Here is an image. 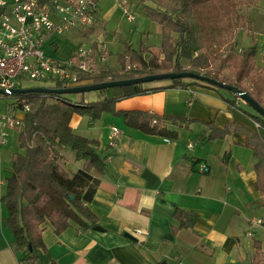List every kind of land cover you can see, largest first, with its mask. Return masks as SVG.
I'll use <instances>...</instances> for the list:
<instances>
[{
    "label": "crops",
    "instance_id": "0c3cea01",
    "mask_svg": "<svg viewBox=\"0 0 264 264\" xmlns=\"http://www.w3.org/2000/svg\"><path fill=\"white\" fill-rule=\"evenodd\" d=\"M140 1L100 0V22L91 29L79 30L81 37L93 30L88 38L107 42L109 60H117L112 58V48L115 44L126 46L129 43L131 37L124 42L118 34L135 31V12L140 8L137 6ZM145 1L156 5L152 0ZM127 11L135 16L134 21L128 19ZM145 19L147 23L152 22L146 16ZM125 21L134 23L129 30ZM147 27L150 28V24ZM154 29L158 37L156 45H151L152 30L142 31L140 37L145 33L151 49H158L161 27L154 26ZM97 31L101 33L99 40L93 38ZM56 38L51 47L60 52L61 44ZM139 40L138 45L129 44L138 49ZM184 83V87H170L171 81L145 83L146 88L158 89L121 99L116 107L118 110H145L160 116L189 117L213 122L219 127L238 120L264 137V127L247 114L255 112L234 93L189 79ZM105 95L113 96L114 92L109 89ZM102 96L99 93L83 99L98 100ZM10 103L11 100L6 99L4 112ZM104 113L101 129L95 127L96 120L86 116L89 127L84 125L82 116L74 115L71 120L75 132L99 139L100 150L109 154L105 172H92L100 183L89 203L99 220L96 226L104 230H95L96 226L72 219L69 228L57 235L49 222L42 224L49 250L41 254L42 264L53 259L58 264H252L255 241L264 243V223H257L264 221V207L262 195L254 186L257 158L244 146V135L235 132L225 139L200 141L207 127L192 122L188 127L183 123L169 124V128L179 131V136L167 140L127 126L122 116ZM13 115L19 119L25 117L19 109H15ZM114 126L122 133L117 147L111 148L109 139ZM9 130L5 143L0 144L3 179L0 184V264H27L24 255L13 245L14 234L4 223L9 210L2 197L6 180L12 173L5 149ZM228 152L231 156L225 163L223 158ZM64 155L71 173L82 166L72 150L64 151ZM203 164L208 172L201 171ZM177 209L197 214L195 225L175 231L179 221L173 214ZM125 232L136 240L125 237Z\"/></svg>",
    "mask_w": 264,
    "mask_h": 264
},
{
    "label": "trees",
    "instance_id": "16d2710c",
    "mask_svg": "<svg viewBox=\"0 0 264 264\" xmlns=\"http://www.w3.org/2000/svg\"><path fill=\"white\" fill-rule=\"evenodd\" d=\"M156 5L147 4L141 0L138 6L146 17L161 27V43L158 50L151 49L143 38L138 49L129 43L124 53L119 54L117 61L122 68L135 66L129 74H120L106 70L87 76L89 84L103 83L114 80L132 79L146 75L175 71L183 72L176 60L181 57L188 59L192 70L198 71L209 66L216 47V55L226 44L227 37H232L236 29L249 30L250 18L241 12V7H257L261 0H177L179 6L168 8L166 0H152ZM192 20V21H191ZM93 30L85 33L89 37ZM201 35L200 40L195 37ZM258 42L252 39L241 55L233 59L228 67L234 76H221L219 72H206L207 76L222 82L235 85L250 94L264 107V66L256 67ZM197 53V54H196ZM197 56H196V55ZM147 55L150 58L147 59ZM204 83L220 89V87L203 80L193 78H175L170 87H184L185 80ZM248 79V83L245 80ZM145 83H133L126 86L99 90L103 96L98 100H73L65 94L29 92L2 95L1 99H9L11 103L21 108L29 104L30 110L25 113L18 141L21 151L12 156L11 175L6 180V191L3 202L9 210V216L4 220L14 234L13 245L17 249H26L25 262L39 264L41 254L48 253V247L43 238L42 224L49 222L54 232L61 235L65 232L74 217H80L86 224L96 226L99 223L97 215L89 203L93 200L100 180L92 172L104 173L109 154L100 150L101 142L74 131L71 120L74 115L86 116L98 120L104 112L122 116L127 126L136 128L146 134L157 135L168 139L179 136L177 129L169 128V124H185L192 122L205 125L207 129L200 141L225 139L235 132L245 137L244 146L251 149L257 158L255 171L257 179L255 188L262 195L261 205L264 207V137L233 120L224 127L213 122L194 120L189 117L160 116L145 110H118L119 100L145 93L158 88H146ZM53 88H65L57 82ZM112 89L113 96L105 95ZM85 93V92H83ZM53 102L48 103V99ZM247 113L264 127V116L257 111ZM21 127V128H20ZM72 150L75 160L82 166L71 173L66 166L64 151ZM231 152L226 153L223 162L227 163ZM174 218L179 221L175 231L181 228L193 227L197 214L177 209ZM255 254L252 264H264V243L256 240ZM47 264H58L55 259Z\"/></svg>",
    "mask_w": 264,
    "mask_h": 264
},
{
    "label": "built area",
    "instance_id": "2783aa9c",
    "mask_svg": "<svg viewBox=\"0 0 264 264\" xmlns=\"http://www.w3.org/2000/svg\"><path fill=\"white\" fill-rule=\"evenodd\" d=\"M99 5L100 0H0V88L26 87V79L54 85L60 82L65 87L89 84L87 76L104 71L106 43L85 39L67 58L50 56L46 48L69 30L95 27L101 20ZM126 14L129 20H135L131 12ZM262 51L264 55V48ZM15 109L25 114L30 106L18 108V104L10 103L5 112H0V144L5 143L7 129L23 125V119L13 115ZM121 133L119 127L112 128L109 147H117ZM201 171L208 172V167L203 164Z\"/></svg>",
    "mask_w": 264,
    "mask_h": 264
},
{
    "label": "rangeland",
    "instance_id": "374dc122",
    "mask_svg": "<svg viewBox=\"0 0 264 264\" xmlns=\"http://www.w3.org/2000/svg\"><path fill=\"white\" fill-rule=\"evenodd\" d=\"M138 6V5H137ZM165 6H168V8H176L179 6L177 0H166L165 1ZM241 12L248 14L249 18H250V28L249 30H242V29H236L234 31L233 36L227 37V41L226 44L221 48L220 52L218 55H216V47L213 48L212 54L213 56L210 58L209 60V66L206 69L201 68L198 71L192 70L191 66H190V62L188 61V59H184L179 57L176 62L180 63V65H182V68L185 71H193L196 73H200V74H204L210 71V72H219V74L221 76H230L233 77L234 76V72L228 67V64L235 58L239 57L242 53V51H244L248 46H250L252 44V39L255 38L258 42V53L256 56V67L257 68H262L264 66V55H263V51L262 49L264 48V0H261L259 5L257 7L254 8H248L246 6H242L241 7ZM136 16H137V20H136V29L135 31H132L131 34L130 33H124L118 34V38L122 37V40L125 42L127 37H131L129 41V43L131 42L134 45H138V40L139 38H143L145 40L146 36L145 33L142 34V36L140 37V34L142 31H146L147 29L152 30L153 32V36L151 38V45H156L158 43V37L155 36L154 33V26H157V28H159V24L158 23H147L146 19H145V12L141 9L138 8L136 9L135 12ZM192 21V20H191ZM139 23V25H138ZM125 27L127 28V30L130 29V25H133L132 23L130 24V22L125 21L124 22ZM150 24V28L147 27ZM122 27V26H121ZM81 36L82 33L78 30H69L67 31L65 36H57V40L58 42H60L61 44V49L60 52H57L56 49L52 48L51 46L48 45V47L46 48L47 53L50 56H63V57H67L69 56L72 51L74 50L73 48L79 46L80 44H82L85 41V37L82 38ZM195 37L198 38V40H200L201 35L198 33H196ZM93 38L96 39H101V33L99 31L95 32L93 34ZM83 39V40H82ZM139 40V44L140 41ZM87 40H92V38H87ZM103 43H106L104 40L101 41ZM108 50H109V46L107 44ZM126 46L124 44H115L112 48L113 50V59H117L118 54L117 52H121V51H125ZM136 47V46H135ZM154 46H152L153 48ZM73 49V50H72ZM159 49V48H158ZM158 49H154L153 50H158ZM72 50V51H71ZM122 52V53H123ZM109 53V52H108ZM106 53V61H105V69L106 70H112L114 72H118L120 74H129L130 72H132V70H128L127 68H122L117 62V60L115 61H110V57L109 54ZM197 54V53H196ZM195 54V55H196ZM197 56V55H196ZM147 59L150 58L149 55L146 56ZM169 81L168 79H161V80H156V81H152V82H167ZM150 82V83H152ZM246 83H248V79L245 80ZM26 87H36V86H44V87H51L54 84L50 81H37V80H33V79H26V82L24 84ZM107 92V91H106ZM105 92V93H106ZM101 93L99 90L98 91H88L85 93H70V94H65L67 97L73 99V100H81L83 98L86 99H90V97L93 95V97L96 94ZM6 102V99H1L0 100V112H4L3 107ZM53 102L52 98L48 99V103ZM244 104L247 105V107L250 106V108L255 111L250 104L246 103L245 101H243ZM105 114V113H103ZM77 115V114H76ZM80 116V115H79ZM83 117V121H84V125L86 123V125L89 127L88 125V119L84 116ZM101 119V118H100ZM87 120V121H86ZM112 121V120H111ZM110 121V122H111ZM104 123H102V119L101 120H96L95 121V127H99L100 129L102 128V125ZM21 128V127H20ZM19 132L20 130H18V128H11L9 130V134L7 137V143L5 145V149H7L8 151V157L7 160L8 163H11L12 161V156L14 154V152L16 153L17 151H19L20 147H19V141H18V136H19ZM88 133V132H86ZM90 133V132H89ZM5 161V160H4ZM7 163V162H6ZM8 163L6 165H8ZM75 219H81L80 217H74ZM83 220V219H81ZM83 223H86L84 220L82 221ZM17 251L24 255L25 258V254L27 252L26 249H17ZM39 264H42V262H40Z\"/></svg>",
    "mask_w": 264,
    "mask_h": 264
},
{
    "label": "water",
    "instance_id": "95a60500",
    "mask_svg": "<svg viewBox=\"0 0 264 264\" xmlns=\"http://www.w3.org/2000/svg\"><path fill=\"white\" fill-rule=\"evenodd\" d=\"M175 78H193V79L203 80V81H206L208 83H212V84H214V85H216L222 89H225V90H228V91L234 93L241 100L250 104L251 107L255 111H257L262 116H264V107L262 105H260L259 102L256 101L245 90H243V89H241L235 85H231V84L222 82L220 80H217L215 78H212L210 76L200 74V73H196L193 71H183V72L169 71V72L146 75L143 77L132 78V79L114 80V81L95 83V84L91 83V84H86V85H82V86L65 87V88H53V87H44V86L11 88L9 90L0 88V94L12 95V94H16V93H29V92H43V93H55V94L83 93V92H88V91H98V90H102V89L114 88L117 86H126V85H130L133 83H148V82L161 80V79H175ZM94 229L99 230V231L104 230L100 226H96V227H94ZM124 236L131 239V240H136V238L133 237L128 232H125ZM161 264H166V263L162 262Z\"/></svg>",
    "mask_w": 264,
    "mask_h": 264
}]
</instances>
